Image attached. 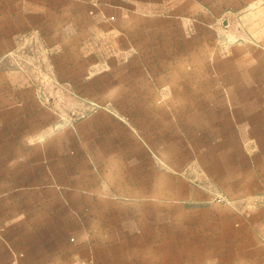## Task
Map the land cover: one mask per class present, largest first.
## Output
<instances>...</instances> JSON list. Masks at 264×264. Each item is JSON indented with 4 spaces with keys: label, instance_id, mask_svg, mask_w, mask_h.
<instances>
[{
    "label": "rangeland",
    "instance_id": "1",
    "mask_svg": "<svg viewBox=\"0 0 264 264\" xmlns=\"http://www.w3.org/2000/svg\"><path fill=\"white\" fill-rule=\"evenodd\" d=\"M69 1L0 0V264H230L264 0Z\"/></svg>",
    "mask_w": 264,
    "mask_h": 264
},
{
    "label": "crops",
    "instance_id": "2",
    "mask_svg": "<svg viewBox=\"0 0 264 264\" xmlns=\"http://www.w3.org/2000/svg\"><path fill=\"white\" fill-rule=\"evenodd\" d=\"M41 20L44 25L45 19ZM54 20L58 22V18ZM55 30L53 34H64L60 27ZM255 140H261V144L254 150L260 154L253 156L252 173L249 175L252 176L253 191L244 200L246 207H240V203L237 202L230 214L235 224L231 234L233 250L230 252V264H264V128L260 139Z\"/></svg>",
    "mask_w": 264,
    "mask_h": 264
}]
</instances>
